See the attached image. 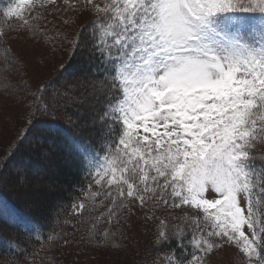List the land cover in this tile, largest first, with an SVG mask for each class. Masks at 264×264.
<instances>
[{
    "label": "snow or ice",
    "instance_id": "snow-or-ice-1",
    "mask_svg": "<svg viewBox=\"0 0 264 264\" xmlns=\"http://www.w3.org/2000/svg\"><path fill=\"white\" fill-rule=\"evenodd\" d=\"M55 4L14 0L3 15L20 32L43 37V12ZM72 7L97 16L84 29L86 43L79 33L70 41L76 55L83 50L90 73L63 86L11 87L26 93L14 106L27 113L29 131L63 117L98 133L96 147L73 141L92 206L72 201V212L104 209L79 221L86 242L107 247L106 238L119 233L101 224L146 209L145 220L159 224L146 250L154 258L138 264H206L225 245L238 249L240 264H264V0H77ZM51 31L55 53L68 36L56 26ZM6 35L0 31V39ZM3 59L18 71L14 56ZM5 209L24 240L0 237L16 256H2L0 264L39 254L27 251L33 242L45 252L55 241L74 242L72 233L44 230L0 201ZM47 260L56 264L55 256Z\"/></svg>",
    "mask_w": 264,
    "mask_h": 264
},
{
    "label": "trees",
    "instance_id": "trees-1",
    "mask_svg": "<svg viewBox=\"0 0 264 264\" xmlns=\"http://www.w3.org/2000/svg\"><path fill=\"white\" fill-rule=\"evenodd\" d=\"M11 3L12 0H0V31L9 32L11 29V34L14 36L29 33L33 40L36 38L40 40L38 33L34 36L31 31L20 32L17 28V22L12 21L11 18L4 17L3 12ZM95 19H97V16L83 23L85 21L84 19L82 22H78L79 25L77 28H73L75 21L67 25L65 23L60 24L59 29L68 36V40H64V48L68 50L69 46H71V55L62 67V74H58L57 77L46 82L55 81L59 86H63L66 81H71L73 78L85 77L90 73V68L87 64L86 56L83 54V50H81L80 55H76L70 41L76 38L77 33H79L80 39L86 43L88 33L84 29L90 21ZM13 29H16V31H13ZM76 30L77 32H75ZM4 40L5 36L3 39H0V86H2L3 92H8L10 83L8 81L9 75H4L6 72L3 59L6 53ZM16 63L18 67L19 62L17 60ZM19 72L22 73L20 70ZM14 73H16V70ZM34 89L32 88V90ZM85 91L87 92V90ZM20 93V97L24 96L22 94L24 92ZM86 99L91 100V96L86 95ZM24 133H27L26 138H24ZM97 135L98 133L94 129H78L63 117L53 122L51 126L47 122H38L30 131L26 128L22 132L21 139L13 151L3 158V161H7V166L2 168L3 174L0 173V177L2 176L0 178V201L7 208L15 209L27 222L40 225L44 230L54 226V234L59 235L65 232L73 234V243L63 245L59 241H55L53 242L55 244L54 250L50 252H45L41 245L33 242L27 251L35 253L39 249V254L28 256L26 259H20L19 264H48L47 258L51 256L56 257V264H87V258H95L101 252H106L111 249H119V251L125 252V248L135 249L138 246L139 241L136 242L135 238H131L129 234L126 236L122 232L129 225L128 218L119 224H101V230L109 229L110 232L119 233L114 237L106 238L105 242L108 245L107 247H93L89 245L86 242V226L81 225L79 221L89 216L99 215L104 209L98 206V211L95 213L80 212L78 215H74L70 207L72 201L83 202L86 206H92V201L87 199V183L74 149L73 141L74 139L89 140L93 147H96ZM49 152L50 157L48 156L45 159V154ZM101 156H103V153H101ZM26 163L28 165L29 163L33 164V167H36L38 171L41 170L42 173L41 180L27 173L30 170H24L25 172L23 174L21 172L19 173L21 174L20 179L24 181L28 179L30 192L22 189L23 183L11 173L15 167ZM7 168L11 170L8 174L5 172ZM43 168L45 169L42 170ZM34 186L38 187L35 193L31 191ZM82 189L85 192L84 195H81ZM57 208H60L61 211L59 216L54 220ZM179 212L181 211L175 210V213ZM7 219L5 209L3 212H0V237H11L15 233L16 239L23 243L24 234L10 226L7 223ZM89 223H97V221L91 220ZM145 229L142 226L140 231L145 232ZM152 241L153 238L149 242L150 249H152ZM113 244L117 245V247H112ZM174 245L175 242L173 241ZM131 254L134 255L135 251H131ZM5 255H8L12 260L16 258L14 253H10L7 250V245L3 239H0V257ZM132 255L128 256L133 257ZM153 258L152 255H149V257L146 256L141 260L150 261Z\"/></svg>",
    "mask_w": 264,
    "mask_h": 264
},
{
    "label": "rangeland",
    "instance_id": "rangeland-1",
    "mask_svg": "<svg viewBox=\"0 0 264 264\" xmlns=\"http://www.w3.org/2000/svg\"><path fill=\"white\" fill-rule=\"evenodd\" d=\"M12 2H14V0H12ZM76 4L77 0H69V4L67 5L64 4V0H58L55 5H49L47 10L43 12L45 20L41 24L40 30L41 32L47 31L48 35L43 37L40 36V40H37V38L33 40L29 33L14 36L11 34V29L5 36L4 48L6 52L9 53L10 57L14 56L16 58L19 65L17 67L18 71L14 69L16 73H14L9 65H4L6 67L4 75H9V91L3 92L2 86H0V173H2V168L7 166L6 163H3V158L12 152L19 142V140H17L14 143V138L17 137L18 134L21 135L27 128L24 123L27 119V113L23 110L22 106H14L15 98L20 97L21 93L20 91H13L11 86L29 84L32 89L35 88L37 84L44 83L50 79H54L58 74H62V67L71 55V46L66 50L64 48V40L61 39L59 43L62 45V49L58 52H53V49L56 47V40L51 31L53 26L59 29L60 24L64 23V21H75L73 28H77L79 25L78 22H82L85 19L83 22L85 23L96 16L89 11L81 12L79 7H72V5ZM39 11L40 10L37 9V12ZM35 15L36 13H33V17H30V20L34 18ZM75 32H77V30ZM19 70L22 73H20ZM22 94L24 96L26 95V93ZM48 156L50 157V152L45 154V159H47ZM15 169L11 172V170L7 168L5 172L6 174L11 172L20 179V172L23 174L26 170H30L27 173L41 180V170L38 171L36 167H33V164H20L18 167H15ZM44 169L45 168L42 170ZM20 181L23 183L22 189L30 192L28 188V179L27 181L20 179ZM37 188V186H34L31 191L35 193ZM133 213L134 214H130L128 217V227L122 232L126 234V236L129 234L131 238H135L136 242L139 241L138 246L135 247V249L125 248V252H121L119 249L101 252V254L95 258H87V264H138L139 260L144 259L146 256L149 257L150 254L146 250L150 249L149 242H151L156 232L159 220H145L146 209L144 212L133 209ZM174 213L175 211H173L172 214ZM155 215L164 218L167 216V211H158ZM174 215L183 216L184 213L181 211ZM142 226L146 228L145 232L140 231ZM245 231L247 232V229H245ZM131 251H135V254L132 255ZM128 255H132L133 257H129ZM207 260V264H240V253L234 245H225L211 253Z\"/></svg>",
    "mask_w": 264,
    "mask_h": 264
}]
</instances>
